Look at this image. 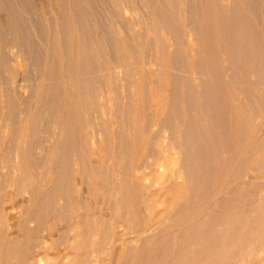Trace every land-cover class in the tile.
<instances>
[{
    "label": "bare ground",
    "instance_id": "obj_1",
    "mask_svg": "<svg viewBox=\"0 0 264 264\" xmlns=\"http://www.w3.org/2000/svg\"><path fill=\"white\" fill-rule=\"evenodd\" d=\"M189 1L199 7L185 10ZM203 1L212 10H200ZM228 2L0 0L3 264H43L45 253L49 264H105L98 249L123 239L104 218L113 203L144 225L159 204L167 216L193 201L202 204L194 219L166 231L153 221L135 246L117 245L118 261L264 264V136L255 123L258 102L264 119V0ZM207 30L229 55L196 41ZM22 58L33 61L24 80L36 81V97L12 80ZM210 165L226 171L214 190L200 175Z\"/></svg>",
    "mask_w": 264,
    "mask_h": 264
},
{
    "label": "rangeland",
    "instance_id": "obj_2",
    "mask_svg": "<svg viewBox=\"0 0 264 264\" xmlns=\"http://www.w3.org/2000/svg\"><path fill=\"white\" fill-rule=\"evenodd\" d=\"M38 2H40V1H43V0H37ZM228 1H231V0H222V3L224 4V5H226V4H228L229 2ZM204 2V1H203ZM202 2V5L200 6V10H212L211 8H210V5L208 4L207 5V3H203ZM194 3V4H193ZM191 6H192V8H191ZM195 6H196V8H198L197 7V4H196V2H192V4H191V2L189 1L188 3L187 2H184L183 3V8H185V10L186 9H188V10H195ZM4 8V6H2V5H0V11H1V16H6V10H4L3 9ZM198 10V9H197ZM136 15H138V14H136ZM188 15V14H187ZM192 15V14H191ZM2 17V18H3ZM191 17V16H190ZM194 17V16H193ZM192 18V17H191ZM213 28H218L219 29V27H217L216 25L213 27ZM214 30V29H213ZM217 30V29H216ZM196 36H195V38H196V41H199L200 39H201V41L202 42H204V43H207L209 46H208V50H210V52L211 53H213V54H215V55H219V56H223V55H229L228 54V50H227V48H226V46L225 45H220V43H221V40H219L220 38H219V36H218V34H215L214 32H211V30L209 31V30H207V31H205V32H202V34H195ZM38 39V37H36V40ZM219 42V43H218ZM226 50V51H225ZM227 52V53H226ZM33 61H26L24 58H22V59H20V61L16 64V69H15V71H14V73H13V75L15 76H13V78H12V80L14 79V81H17V80H19V81H17L18 82V84H19V82H20V80H21V82H23V83H25V84H27L28 85V87H29V89L27 90V96L29 95H33L34 97H36L35 96V92H34V89L36 88V81L34 80V79H32V80H24L25 78H24V76H25V74L33 67ZM163 65V63L162 62H160L159 63V67H161ZM227 73V74H226ZM225 74H223V77L224 76H228V77H225L224 79H226V78H228V79H226V80H231V78L229 77V73L228 72H226ZM3 75V74H2ZM232 76V75H231ZM23 78V79H22ZM24 80V81H23ZM166 80V79H165ZM262 87V86H261ZM221 94L222 95H226V97H229V92H227L226 90H221ZM26 95H25V97H27ZM259 102L257 103V105H255V109L257 110V112H256V119H255V123H256V128H257V138H259L260 137V135H261V137H263L264 136V119H262L261 117H259L257 114H259L262 110H260V108L262 109V107H261V105L259 104ZM14 107H12V108H9L10 110H9V115L12 117V120H14L16 117H14V116H17V114L19 113V108L17 109H13ZM258 108V109H257ZM232 109L233 108H231V104H230V106L228 107V110L230 111L231 110V112H232ZM18 110V111H17ZM255 110V111H256ZM259 111V112H258ZM14 118V119H13ZM227 121L229 122V119H227ZM241 122H243V121H241ZM230 123V122H229ZM239 124V123H238ZM239 127H240V124L238 125ZM235 136H234V133H232L231 134V136H230V140L232 141L233 140V138H234ZM231 141H230V143H231ZM8 154V152L6 153V155ZM11 156V155H10ZM10 156H9V158H8V155H7V158L8 159H13V154H12V158H10ZM208 169V170H207ZM217 168L216 167H214L213 165L211 166H209V167H204L203 169H201L202 171L201 172H203V173H201L200 175L202 176L203 174H207L208 175V182H207V187L208 188H211V189H213V187H212V185L214 186V184L213 183H216L215 184V186L217 185L218 186V184H220L222 181H223V178H224V176H225V174H226V171H223V172H221V171H219L218 172V169L216 170ZM27 175H29V174H27ZM221 176V177H220ZM217 180H219L218 181V183H217ZM264 180V179H263ZM26 182H30V180H27ZM25 182V190L27 189V185L26 184H28V183H26ZM211 186V187H210ZM214 186V187H215ZM255 186H257V187H261L260 186V183L259 182H257L256 184H255ZM204 187V186H203ZM196 189H198V188H196ZM211 189L210 190H208L209 191V193H211ZM199 190H200V188H199ZM202 190V189H201ZM214 190V189H213ZM212 190V191H213ZM199 202H196V201H193V202H191L190 204H188V205H186L187 207H185V206H183V209L184 210H182V211H180L181 212V214H180V212H177V215H176V212H175V210H176V208L175 207H173V210L174 211H172L169 215L167 214V216L166 215H164V213L161 215L160 213H162L163 212V209H161L163 206H165V205H162V204H159V205H161L162 207L160 208V207H157V206H159V205H156L155 206V208L157 207L158 209H156V213L154 214V216L157 214V218H159V219H161V216L163 217V215L164 216H166L167 217V219H166V217H164L166 220L164 221V220H162V219H164V218H162L161 220H159V219H157L156 218V220H154V216H152L153 217V219L150 217L149 218V216H147V214H145L144 213V211H143V213L146 215V216H144V220H143V222H149V223H146L145 222V224L143 225L144 227H142V225L141 224H138V223H136L137 224V227H136V224L134 225V221L133 220H131V219H134L133 218V214L131 215L130 213L131 212H126L125 214H127V216L125 215V214H123V215H121L123 212H124V206L122 205V206H118V205H116V206H109L108 207V209H106V210H108V211H106V213H105V211H104V218L105 217H107L108 219H106V225H108L109 226V224H108V222H111L110 223V227L109 228H111L112 229V227H114V229H112L113 231H115L114 233H115V236H116V233H118L119 234V232H121L120 233V236L122 235V238L123 239H120V241H119V243H117L118 241H117V237H115V236H113V237H115L114 239H112V237H108V241H107V244H108V242H109V238H111L110 239V243L108 244V249L106 248V249H104V251L103 250H101V249H98V251L100 250L101 252L99 253V252H97L96 254L99 256V258L98 259H100V257H101V260H103L104 262H105V264H111V262H112V264H121L120 263V261H118L119 259H118V256H120V249L118 248L119 246H120V244H122V246L124 247V245H123V243L125 244V247H133V246H135L136 244V239H135V237L137 236V234H138V232L140 231V230H142V228H147V226H148V224H150L151 226H153L154 224L152 223L153 221H155L154 223H155V227L157 226V228L158 229H161V230H165L166 231V229L165 228H169V227H175V225H177V224H183V222L184 223H186V222H189V221H191L192 219H194V216L196 215V213L199 211V209L201 208V203H199ZM118 206V208H121V207H123V210H122V208H121V210H119L118 208H116ZM190 206V207H189ZM126 208L128 207V208H130V207H132V206H125ZM143 207V206H142ZM142 207H140L142 210H143V208ZM167 207V206H166ZM166 207H163V208H166ZM133 209L134 208H136V206L135 207H132ZM131 208V209H132ZM137 208H139V206L137 207ZM139 208V209H140ZM186 208V209H185ZM161 209V210H160ZM170 209H172V206H170ZM119 210V211H118ZM127 210V209H126ZM141 210V211H142ZM185 210L186 211H188V213L187 212H185ZM195 211V212H194ZM158 212H160L159 214H160V216H159V214H158ZM185 212V213H184ZM108 214V215H107ZM166 214V213H165ZM185 214V215H184ZM194 216H193V215ZM118 215V216H117ZM125 215V216H124ZM184 215V216H183ZM189 217H188V216ZM116 216V217H115ZM122 216V217H121ZM128 216H131V217H128ZM173 216V217H172ZM180 216L182 217L183 216V218H180ZM185 216H186V218H185ZM109 217H111V219L109 218ZM125 217V218H124ZM127 217H128V219H127ZM145 217H146V219H145ZM148 217V218H147ZM156 217V216H155ZM113 218V219H112ZM119 219V220H117V219ZM120 218H124V220H122V219H120ZM175 218V219H174ZM180 218V219H179ZM174 219V220H173ZM178 219V220H177ZM128 220V221H127ZM158 220V221H157ZM173 220V221H172ZM179 220H181V221H179ZM186 220H188V221H186ZM124 221V222H123ZM132 221V222H131ZM160 221L163 223H160ZM170 221V222H169ZM118 222V223H117ZM120 222V223H119ZM126 222V223H125ZM152 224H151V223ZM168 222V223H167ZM114 223H116V224H114ZM122 223V224H121ZM131 223H133V224H131ZM160 223V224H159ZM165 223V224H164ZM171 223V224H170ZM114 224V225H113ZM168 226H167V225ZM174 224V225H173ZM115 225L117 226V227H115ZM138 225H141V226H138ZM149 225V226H150ZM148 226V227H149ZM159 226V227H158ZM139 227V229H137ZM163 227H165V228H163ZM122 229V231H119V230H121ZM138 230V231H137ZM124 231V232H123ZM172 235V234H171ZM170 235V239H168V241H172V242H169L170 244L172 243H175L176 242V240H179L180 238H179V236H177L178 237V239H177V237L176 238H174L173 236H171ZM97 236V235H96ZM119 236V237H120ZM98 237V236H97ZM96 237V238H97ZM100 237V236H99ZM163 237H165V239H166V235H162V236H160L158 239H160V238H163ZM101 238V237H100ZM167 238H169V236L167 237ZM174 238V239H173ZM116 239V240H115ZM127 239V240H126ZM176 239V240H175ZM107 240V239H106ZM106 240L104 241V243L106 242ZM113 240H115L116 242H115V245H116V247L114 246V242H113ZM124 240H126L127 242H125ZM97 241H99V238H98V240ZM180 241H181V239H180ZM191 241V240H190ZM61 243V241H56V243L58 244V243ZM134 242V243H133ZM164 242V241H163ZM178 242V241H177ZM200 242H202V240L200 241V240H197V239H193L190 243H193V244H195V243H200ZM59 243V244H60ZM129 243H130V245H129ZM134 244V245H133ZM117 245H119L118 247H117ZM105 246H106V244H105ZM192 246V245H191ZM121 247V246H120ZM113 249H115V250H113ZM117 249V250H116ZM119 249V250H118ZM83 250L80 248V249H77V250H73V252H72V255L70 256V259H71V261L72 262H74V263H77L78 262V260H79V253H81ZM106 251V252H105ZM114 251V252H113ZM118 251V252H117ZM112 254H111V253ZM162 253L163 252H160L159 253V255L157 254V257L158 256H160L159 257V259L162 257V259L164 258L163 257V255H164V253H163V255H162ZM96 255V256H97ZM103 255V256H102ZM117 255V256H116ZM131 256H132V254H131ZM114 257V258H113ZM205 256H201V255H199V264H202V262H201V260H202V258H204ZM201 258V259H200ZM196 259V258H195ZM2 261H4L3 260V258H2V255L0 256V262H2ZM13 262H16V260H12ZM50 261H51V257H50V254H44V256H43V264H49L50 263ZM111 261V262H110ZM114 261H116V262H114ZM13 262H11V263H13ZM144 262V261H143ZM4 262H2V264H3ZM232 262H229L228 264H231ZM1 264V263H0ZM143 264H145V262L143 263ZM192 264V263H191ZM203 264H204V262H203ZM233 264V263H232ZM235 264V263H234ZM246 264V263H245ZM251 264H257L256 262L254 263V262H252Z\"/></svg>",
    "mask_w": 264,
    "mask_h": 264
}]
</instances>
